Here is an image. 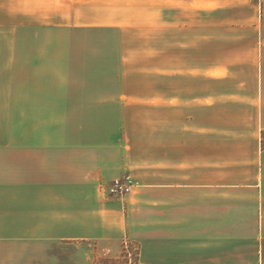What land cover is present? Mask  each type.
<instances>
[{
  "label": "crops",
  "instance_id": "0c3cea01",
  "mask_svg": "<svg viewBox=\"0 0 264 264\" xmlns=\"http://www.w3.org/2000/svg\"><path fill=\"white\" fill-rule=\"evenodd\" d=\"M195 1L0 0V264H264V0Z\"/></svg>",
  "mask_w": 264,
  "mask_h": 264
},
{
  "label": "rangeland",
  "instance_id": "374dc122",
  "mask_svg": "<svg viewBox=\"0 0 264 264\" xmlns=\"http://www.w3.org/2000/svg\"><path fill=\"white\" fill-rule=\"evenodd\" d=\"M147 1V0H145ZM194 2V0H192ZM137 0H128V4L131 5V7H134L137 5ZM182 2V1H180ZM186 2V1H185ZM198 3H202L203 6V0H196L194 5L198 4ZM177 4V2H176ZM171 10V11H170ZM167 11V15L170 14L171 18H174L176 20L177 23H181L183 21H187L192 23L193 25H197L198 28H195L196 32L194 34H199L202 33L203 34V11L201 10H196L194 8H191L190 10H186V12L184 13V11H179L177 9H170ZM189 11L190 15H189ZM1 18V17H0ZM189 19L191 21H189ZM201 27V28H200ZM177 35H182V33L180 32H176ZM189 36H191L190 38H193V33H191ZM99 45V44H98ZM102 46H105V48H103V50L108 53L107 57H109L110 59H116L119 54H116L117 48H110L108 43H102ZM135 48H129L130 50H134ZM88 48H82L81 51H88ZM98 50V48H97ZM123 50V49H122ZM116 54V55H115ZM202 59H200L198 57V59H190L189 62L194 63L197 60H202L203 61V57H201ZM177 67H179L181 70H183V68H185V65L182 64H177ZM189 66V65H187ZM205 84V86H204ZM171 87V86H170ZM203 87H209V89H213L214 85L212 84H206L205 82H203V77H195V76H182L177 74V78H176V92H177V96L181 99H187L190 98L191 96L195 95V94H203ZM175 113V118L177 121V125L179 123L182 122L183 118L185 117V115L187 113H190L186 108L183 107H177L175 109V112H161V118L166 117L167 115H170V117H172V114ZM196 113L198 114V117L200 116L203 120V109L199 112V110L196 111ZM209 115H213L215 116V113H209ZM208 115V116H209ZM225 118V117H224ZM228 118V117H227ZM213 119H215V117H213ZM251 127V117L248 115V113H245L241 116V131H243L245 134L248 135V132L250 130ZM263 144H264V134H263ZM243 152L247 153L248 149L245 147V149H242ZM244 172V171H242ZM202 199H203V195H202ZM246 209H244L242 211V214H246ZM202 213H203V207H202ZM132 243L136 244L139 247L140 250V245L137 242L131 241ZM105 246V244H101L98 245L96 243H90V245L88 243H84L81 244L79 247L80 249H83V252L85 250H97L98 248ZM50 247L53 248H57V249H61V248H76L74 245H63V244H52ZM114 253H110V256L107 257H96L95 256V264H125V260L122 258V254H123V247H122V243L120 246V249L117 251L113 250ZM82 258V257H80ZM83 262V261H81Z\"/></svg>",
  "mask_w": 264,
  "mask_h": 264
},
{
  "label": "built area",
  "instance_id": "2783aa9c",
  "mask_svg": "<svg viewBox=\"0 0 264 264\" xmlns=\"http://www.w3.org/2000/svg\"><path fill=\"white\" fill-rule=\"evenodd\" d=\"M132 183L128 176L114 179L107 187L108 195L112 198L120 199L131 192ZM123 254L122 258L125 264L139 263V247L130 240L122 241Z\"/></svg>",
  "mask_w": 264,
  "mask_h": 264
}]
</instances>
